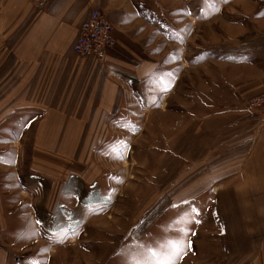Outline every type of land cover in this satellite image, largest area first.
Masks as SVG:
<instances>
[{"label": "rangeland", "instance_id": "rangeland-1", "mask_svg": "<svg viewBox=\"0 0 264 264\" xmlns=\"http://www.w3.org/2000/svg\"><path fill=\"white\" fill-rule=\"evenodd\" d=\"M135 8L153 32L141 40L152 70L83 136L68 160L78 181L62 192H34L23 136L21 180L2 200L16 205L2 216L15 243L0 264H156L170 241L185 245L176 264H264L263 166L246 151L264 125L242 87L264 59V0Z\"/></svg>", "mask_w": 264, "mask_h": 264}, {"label": "crops", "instance_id": "crops-1", "mask_svg": "<svg viewBox=\"0 0 264 264\" xmlns=\"http://www.w3.org/2000/svg\"><path fill=\"white\" fill-rule=\"evenodd\" d=\"M135 7L136 0H0V246L15 243L8 235L16 224L2 216H13L16 205L2 200L16 195V156L23 136L31 141L28 178L35 193L61 189L68 178L78 181L68 160L85 143L83 136L94 134L131 82L152 70L141 40L153 32ZM93 10L111 23L116 40L103 63L73 51ZM252 67L256 75L242 85L247 101L264 93V59ZM251 113L263 124V111ZM254 133L247 157L257 160L264 174V127ZM248 261L256 263L254 257Z\"/></svg>", "mask_w": 264, "mask_h": 264}, {"label": "built area", "instance_id": "built-area-1", "mask_svg": "<svg viewBox=\"0 0 264 264\" xmlns=\"http://www.w3.org/2000/svg\"><path fill=\"white\" fill-rule=\"evenodd\" d=\"M115 42L111 23L99 11L93 10L79 32L73 51L79 58L92 57L104 62ZM248 105L252 111L264 112V93L250 100Z\"/></svg>", "mask_w": 264, "mask_h": 264}, {"label": "snow or ice", "instance_id": "snow-or-ice-1", "mask_svg": "<svg viewBox=\"0 0 264 264\" xmlns=\"http://www.w3.org/2000/svg\"><path fill=\"white\" fill-rule=\"evenodd\" d=\"M193 211H195V209H193ZM188 247H190V242ZM165 248L166 251L152 253L153 257H160L156 260V264H176L177 260L182 258V255L185 253L183 241H170Z\"/></svg>", "mask_w": 264, "mask_h": 264}]
</instances>
